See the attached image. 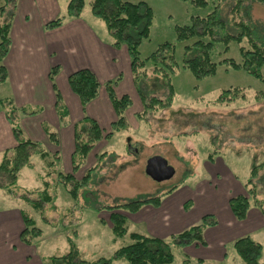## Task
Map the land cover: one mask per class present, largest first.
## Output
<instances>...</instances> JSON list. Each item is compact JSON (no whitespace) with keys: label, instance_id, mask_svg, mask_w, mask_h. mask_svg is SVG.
I'll return each mask as SVG.
<instances>
[{"label":"rangeland","instance_id":"obj_1","mask_svg":"<svg viewBox=\"0 0 264 264\" xmlns=\"http://www.w3.org/2000/svg\"><path fill=\"white\" fill-rule=\"evenodd\" d=\"M58 1L62 5V16L70 0ZM124 1L130 3L145 1L153 9L150 38L143 40L140 47L142 58L148 57L162 43L175 44L174 55L178 68L172 78L174 87L172 103L164 110L156 109L146 116L143 115L142 119H138L137 114L143 110V105L138 93L135 92L132 99L133 106L128 113L129 128L122 130L109 141H102L76 174L78 179L81 178L95 165L96 155L103 151L107 152L104 160L94 171L92 180L88 186L81 189L77 198H72L67 192L69 187L59 185L55 190L57 200L51 207L46 206L43 213L30 207L23 197L36 198L29 193L42 184V176L39 175L40 171H43L42 164L40 165L35 156L31 158L34 167L32 169L24 167L21 170L12 193L0 188V246L14 249L16 254L24 258L25 263L22 264H45V260L51 256L65 255L71 243H74L79 257L84 260L111 258L117 249L132 242V233L152 237V235L156 236L153 231L161 232L164 228L160 227V223L150 227L146 221L137 220L148 210L144 209L147 207L145 205L140 208L141 213L120 210L126 214L128 233L124 237L115 239L109 221L111 211L108 207L159 196L177 188L176 195L163 196V202L166 198L174 202L177 196L182 202L189 201L187 210L191 213L187 218L192 221L198 214L203 215L205 210L213 213L218 211L225 198L223 191L216 189L214 191L210 187L219 184L211 172L212 166L220 171L218 178L221 185L231 177L245 188L246 183L251 179L253 167L264 162V101L259 102L255 99L256 93L264 90L263 82L245 71H237L223 65H218L214 76L197 80L191 71L182 67L184 59L192 55V53L187 54L185 47L194 43L196 38L177 41L175 27L190 24L193 15L205 16L212 10V5L209 4L207 8H197L181 0ZM230 4L231 2L228 1L222 7L219 15L221 19L226 20L229 17L227 10ZM247 6L254 35L263 42L264 5L250 2ZM82 18L96 30L105 43L113 42L104 21L92 13L90 0H85ZM242 45H248V39H245ZM240 46L233 41L229 44L228 52L224 54V46L222 43H217L211 58L215 62L225 57L240 62ZM262 73L264 76V69ZM144 85L151 97L167 98L168 91L160 76L151 74ZM234 87L243 88L241 93L244 97L229 103L215 101L223 90ZM10 94L9 84L1 83L0 100L12 99ZM210 154L216 156L214 162L209 161ZM154 156L163 157L175 169V175L171 179L156 182L146 174V162ZM231 182L235 183L232 179ZM254 184L257 188V198L262 201V206H254V208L264 211V166L260 167ZM208 187L209 194L213 195L207 197L198 195L199 188L206 190ZM16 209L27 212L43 232L39 239L33 241L31 247L26 244L22 247L20 241L16 244L14 238L9 237L8 234H1L2 230L6 232L4 219L7 217L9 220L15 215V212L11 211ZM213 215L216 216L215 213ZM45 219L49 221L48 224ZM186 222L182 220H180L181 224L173 222L171 226L174 228L171 230L173 234L178 233L175 231ZM241 226L248 228L245 224L236 225L237 228ZM226 228L222 227L221 232L223 233ZM171 235L163 237L164 240L167 241ZM249 235L262 244L263 256L259 264H264V229L251 232ZM206 245H198V248H206ZM26 246L29 248L25 249ZM170 250L174 255V261L170 264H244L234 250L233 242L225 244L226 256L223 261L207 257L215 249L207 250L208 254H199L202 249L196 251L195 247L190 250L172 244ZM201 258L203 260H200ZM114 264L128 263L116 261Z\"/></svg>","mask_w":264,"mask_h":264},{"label":"trees","instance_id":"obj_2","mask_svg":"<svg viewBox=\"0 0 264 264\" xmlns=\"http://www.w3.org/2000/svg\"><path fill=\"white\" fill-rule=\"evenodd\" d=\"M189 2L197 8H207L212 5V10L205 16L193 15L190 24L176 26L177 41L183 42L193 38L196 41L185 47V51L192 53L191 57L184 59L182 67L192 72L197 80L214 76L218 65H223L237 71H245L264 84V40L260 41L254 35L252 22L249 20L248 4L256 2L264 5V0H181ZM230 1L226 20L220 18L222 7ZM18 0H0V84L6 83L8 79L5 68V58L11 48V28L15 16ZM10 5L12 8L10 9ZM92 13L104 21L109 33L113 38L112 47L120 49L125 46L131 64L133 84L138 93L143 110L137 114L142 119L156 109L168 108L174 96L172 78L176 73L177 62L175 59V44L165 42L146 58L141 57L140 47L142 41L150 38V27L153 19V9L145 1L130 3L124 0H90ZM85 8V0H70L65 13L44 26L45 30H54L63 26L66 20L81 17ZM246 18L248 21H246ZM250 23V24H249ZM248 39V45H242ZM240 44L241 61L236 62L232 58H223L215 62L211 53L215 44L222 43L223 53L226 54L231 42ZM60 67L55 66L49 72V80L55 92V108L62 125L69 122V112L63 102L61 92L56 84V77ZM160 76L168 91L167 98L161 99L157 96L151 97L144 82L150 75ZM121 80V76L104 83L109 100L116 114V120L110 129L105 131L99 123L86 114L89 103L95 100L101 89V83L96 75L89 69H80L71 73L68 77V85L72 92L78 97L84 112L83 119L74 126L75 150L72 156V171L65 173L60 165V154L58 150V132L50 128L46 123L42 128L51 142L52 149L42 143L34 141L27 136L21 126L22 117L40 115L41 110L32 107H17L10 98L0 100V108L9 122L16 146L3 152L0 160V188L12 193L19 179L20 171L24 167H31V157L38 155L44 162L42 175V186L31 191L29 194L36 198L24 196V201L36 211L43 213L46 206L56 202L55 190L59 185L69 187V194L77 198L82 188L88 186L92 180L94 171L107 155L106 151L96 155V163L89 168L81 178L76 174L88 161L90 154L104 140L109 141L122 130L129 128L127 111L133 106V101L128 94L118 97L115 87ZM244 89L240 87L223 90L217 98V103H229L242 96ZM257 101H264V90L256 93ZM215 155H209V161L214 162ZM264 162L254 166L251 179L246 183L248 189L244 193L233 195L228 204L233 216L238 221H244L248 212L254 206H262V201L257 198V188L254 179L258 175L260 167ZM54 177V179L52 178ZM173 188L159 196H151L141 200L130 201L114 207H108L110 213V224L115 239L124 237L128 233L127 217L120 210H128L130 213L137 212L144 205H152L158 208L162 203V197L173 192ZM189 201L185 203L187 209ZM264 215V211L261 210ZM24 228L20 234V241L26 245H32L33 241L39 239L43 232L36 225L34 219L27 212L21 211ZM47 224L49 221L45 219ZM217 219L213 214L202 216L199 222L172 234L168 240L160 237L146 236L140 233H132V242L117 249L111 258L99 257L93 261L84 260L79 257L78 249L74 243L65 255L51 256L46 259L45 264H114L116 261H125L128 264H170L174 261V255L170 245L174 244L182 248L190 246L206 245L204 231L206 228L217 225ZM233 248L244 264H259L263 256L261 243L245 235L233 241Z\"/></svg>","mask_w":264,"mask_h":264},{"label":"crops","instance_id":"obj_3","mask_svg":"<svg viewBox=\"0 0 264 264\" xmlns=\"http://www.w3.org/2000/svg\"><path fill=\"white\" fill-rule=\"evenodd\" d=\"M61 14L62 5L58 0H18L10 34L11 48L4 64L8 75L6 83L9 84L10 96L15 105L17 107H32L41 110L40 115L21 118V126L25 136L52 149L53 144L48 140L42 124L46 123L50 128L56 130L59 135L57 150L61 158V168L65 173H71L72 156L75 150L74 126L83 119L84 112L78 97L68 85L69 75L80 69H89L96 75L102 86L98 97L88 104L86 114L96 120L105 131H108L111 124L116 120V114L104 88V83L121 76V80L115 87L118 97L128 94L133 99L136 90L133 84L131 64L126 47L115 49L112 47V43H105L98 36L96 30L82 18V15L79 18L66 20L60 28L54 30L44 29L47 22L61 16ZM55 66L60 67V72L56 77V84L69 112L67 125H62L59 121L55 108V92L49 80V72ZM128 113L129 110L127 111V117ZM16 143L11 126L6 120L4 113L0 111L1 158L3 152L16 146ZM33 156L38 159L40 165L42 164L43 170L44 162L38 155ZM33 167L34 164L31 161V167L25 168L32 169ZM42 172L44 171H40L39 175L41 174L42 176ZM211 172H213V176L216 177L219 184L211 185L209 181L210 187L214 191L216 189L225 193L222 206L218 211L214 212L218 223L216 226L206 228L204 231L207 243L206 248H198V246L193 245L186 249L193 250L194 247L196 251L202 249L198 252L199 254H208L207 250L215 249L207 257L223 261L226 256L225 244L245 235L250 236L251 232L264 229V215L259 209L251 208L247 218L244 221H238L231 212L228 200L233 195L244 193V187L231 177L230 180H226V183L221 185V181L218 178L220 174L218 168H213L212 166ZM231 179L235 182L234 184H232ZM42 184L32 190L39 189ZM176 189L168 195H176ZM201 191H205V193H201ZM198 192L201 197L213 195L209 194V187L206 190L199 188ZM169 199L166 198L164 202L162 199V203L158 208L145 205L147 207L144 209L148 210L137 219L146 221L150 227H155L157 223H160V227H163L164 230L152 232L157 237L163 238L173 234V231H171L174 229L171 228L173 222L181 224L180 220L187 221L175 231L180 232L190 224L199 222L202 216L214 214L212 211L205 210L203 215L198 214L191 221L187 218L191 213L190 210L185 208L187 201H180L178 196L174 202L169 201ZM11 212H15V215H10L11 218L9 220L7 217L4 219L6 220V232L2 230L1 234H8L9 237L14 238L17 244V241H20L18 238L24 228V224L21 211L16 209ZM137 212L141 213L142 210L140 209ZM239 224H245L248 228L243 226L237 228L236 225ZM222 227H227L223 233L221 232ZM20 244L25 247L21 241ZM28 255L27 252L26 256ZM202 258L200 260H203ZM23 259L21 255L16 254L14 249H9L8 246L1 248L0 246V264H22L25 263Z\"/></svg>","mask_w":264,"mask_h":264},{"label":"water","instance_id":"obj_4","mask_svg":"<svg viewBox=\"0 0 264 264\" xmlns=\"http://www.w3.org/2000/svg\"><path fill=\"white\" fill-rule=\"evenodd\" d=\"M145 172L156 182L167 181L175 175V169L160 156H154L147 160Z\"/></svg>","mask_w":264,"mask_h":264}]
</instances>
